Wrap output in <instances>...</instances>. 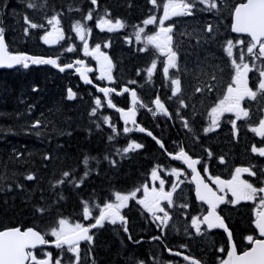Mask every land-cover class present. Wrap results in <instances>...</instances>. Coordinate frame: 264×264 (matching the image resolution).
<instances>
[{
	"label": "trees",
	"instance_id": "1",
	"mask_svg": "<svg viewBox=\"0 0 264 264\" xmlns=\"http://www.w3.org/2000/svg\"><path fill=\"white\" fill-rule=\"evenodd\" d=\"M245 1L221 0L219 10L211 11L202 10L204 6L197 5L192 16H185L178 21L180 27L175 33L178 63L181 69L187 70L182 73V84L184 99L189 103V107L182 110V115L188 120L191 127L189 131L175 117L176 99L168 100L171 90L169 81L162 75V62H158V68L149 82L145 69L158 56L155 54L153 58L150 48L145 52L139 51L142 46L139 47L135 40V32L142 26V21L149 15H157L160 7L154 8L149 0H98L94 19L85 21L83 15L94 7L90 0H31L37 5L34 9L26 7L29 0H0V26L5 29L11 52L57 57L62 65L78 58L86 59L83 44L72 27L76 21H81L92 29L93 43L103 47L108 45L107 51L116 73L113 86L118 90L123 86L136 89L140 100L153 109V101L158 95L169 112L173 113V118L169 119L139 107L140 123L164 143L165 148L161 149L147 135L137 132L124 134V125L117 113L107 107L105 100L94 89L82 85L71 72L61 74L47 66L28 70H0V231L19 227L47 233L51 227L57 226L60 218L73 224L79 222L88 225L90 220H84L82 216L84 202H88L93 214L98 215L97 204L103 205L114 199L117 191L127 194L145 183L149 184L151 170L158 165L160 175L170 186L172 179L166 173L176 168L177 163L169 159L168 153L175 154L181 147L193 157L204 158L205 155L209 156V152L215 161L220 156L224 157L230 164L228 167H232L235 162L249 163L253 159L249 146L251 139L241 136L240 140L235 141L231 122L228 121L222 130L204 132L210 124L208 112L223 99L227 85L234 76L224 47L226 40H238L231 33L232 10ZM163 2L166 0H158L159 5ZM106 12L110 15L106 16ZM56 13H62L60 27L65 39L61 48H49L41 37L52 31L47 18ZM24 15L37 24H43L44 28L31 29L30 34L25 35ZM101 17L111 18L113 22L118 18L125 28L109 32L105 26V30H99L96 23ZM209 24L213 26L212 33L206 30ZM128 37L132 38L131 44L128 43ZM69 46H74L75 51L67 52ZM236 52L237 49H234ZM217 67L222 68V72L216 71L217 81H212L208 73ZM138 70L141 75H137ZM129 81L136 83L130 84ZM205 83H214L215 90L193 94L194 86ZM34 88L37 91H33ZM69 89L75 94L73 99H68ZM97 97L101 99L102 106L97 109L96 115H92ZM112 101L122 108L129 105L126 94L120 98L112 96ZM104 117L119 132L113 140L108 139L114 133L109 124L104 122ZM36 120L41 121L39 135L36 134L37 129L31 127ZM132 141L144 147L123 153L122 149ZM17 153L21 155L17 157ZM46 156L49 158L45 159ZM113 160L115 164L111 163ZM66 171L72 173V180L83 178L80 187L65 183L53 188ZM86 171L89 174L85 178ZM29 173L34 174L36 179H25ZM178 195H185V202L192 206L196 204L189 180L181 183ZM60 196L64 199H60ZM181 199L178 202L180 205ZM39 207L46 211L38 213L36 209ZM125 216L132 241L138 240L140 243L130 241L128 234L119 228L114 230L106 227L95 237L92 245L83 246L82 264H90V256H93L95 264H139L140 261L144 264H169L177 259L170 257L168 250L178 252L183 249L179 242L187 237L186 234L192 237L188 249L192 248L196 253L203 250L202 246L196 249L199 239L186 229V222L180 219L171 220L165 235H162L159 222H154L134 201ZM231 222V228L239 238L250 229L249 211H240ZM172 228L179 233L172 234ZM185 251L181 250L182 253ZM186 254L200 260V256H193L194 253L190 251H186ZM203 257L210 263L208 256Z\"/></svg>",
	"mask_w": 264,
	"mask_h": 264
},
{
	"label": "snow or ice",
	"instance_id": "2",
	"mask_svg": "<svg viewBox=\"0 0 264 264\" xmlns=\"http://www.w3.org/2000/svg\"><path fill=\"white\" fill-rule=\"evenodd\" d=\"M149 3L153 5L154 8H159L161 5L158 4V0H149ZM90 4L94 7L91 8L86 14L83 15V20L92 21L94 19V12L96 7H98V0H90ZM197 5L204 6L202 10L211 11L213 9L219 10L221 7V0H166L162 4V16L158 19L156 15H149L142 21L141 27L135 32V40L142 43V47L139 49L141 52L148 51L149 48L155 50L159 56L165 57L162 61V75L165 80L169 81V87L171 94L168 100L176 99L177 108L175 110V117L182 122V126L185 129L191 131V127L188 120L182 115V110L189 107V103L184 99V86L182 84V73H186V69H181L178 63V46L174 43V29L175 23L168 24L165 26L166 21L172 20L173 17H184L192 16L194 14V9ZM28 9H34L37 5L31 0L26 3ZM43 7V5H41ZM69 10H72L71 8ZM80 11V9H75ZM110 15L106 12V16ZM62 13H56L50 18H47V24L52 26V31L46 32L42 37V41L46 45H51L58 43L65 39V33L60 27ZM233 23L231 25V32L237 34H246L250 39L245 42L243 39H238L235 42L232 39L226 40V46L224 51L226 52L227 58H229L230 66L234 70V76L231 82L227 85L226 94L223 99H221L215 106H212L208 115L210 117V124L204 129L205 133L212 132L219 127L220 117L224 113H233L235 115V120L231 121L234 134L238 135V129L236 121L240 119H245L250 117L249 110L241 106V101L248 98L252 101L260 99L264 101V0H246L245 3H240L235 6L232 10ZM24 24V34L29 35L31 29H43V24H37L33 22L28 15L23 16ZM158 25V30L153 34H145L147 26ZM106 30L109 32L117 31L118 29L125 28V24L120 19L104 18L101 17L96 23V27L100 28L102 31ZM77 37L83 42V51L85 55L93 56L100 65V76L98 79L112 82V68L113 64L108 55L101 51V46L99 44L95 45V48L91 51L89 50V44L86 36L90 35L92 29L87 27L85 23L81 21H76L72 26ZM136 27V26H134ZM207 32H213V26L211 24L207 25ZM142 34H145L142 40ZM128 43L131 44L132 38H127ZM106 47L108 45H105ZM234 48L237 52L234 53ZM67 52L75 51L74 46H69L66 49ZM257 61L260 63L257 64ZM76 64H83V61L77 60ZM30 65H53L59 68L61 72L65 68H72V64H67L61 67L57 63V59L44 58L30 56L24 53H13L10 52L8 46L5 43V29L0 26V67L13 68L14 66H21L24 69H28ZM158 68V59L154 58L150 66L145 69L148 81L155 74ZM175 69V72H170V70ZM81 77L84 78L85 83H91L86 76V73L91 71L90 68L84 67L83 69H76ZM216 71L222 72V68H216L213 72L208 73L212 81H217ZM255 71L257 73V86L254 90L248 85V74ZM137 75H141L140 70L137 71ZM130 84H135L136 81H129ZM104 96L109 97L110 93H117L123 95L124 93L131 92V103L132 107L128 110L117 108L113 104L110 98L107 99V107L116 108L120 112L124 119V127L122 129L124 134L130 133L133 130L139 132H146L147 130L143 127H129L131 124L136 125V115L137 106L141 108H146L151 111L153 115L162 114L169 119L173 118V113L169 112L165 103L157 95L153 103L155 109L149 107L139 100L137 92L135 89H130L125 86L121 92H117L115 88L101 87L98 89ZM215 90V84H203L201 86L193 87V94H204L205 92L211 93ZM33 91H37L36 88ZM68 99H73L75 94L69 89ZM191 99V97H189ZM95 105L92 109V115H96L97 109L102 106V101L99 97L95 98ZM195 110V106H192ZM104 122L109 124L112 128L114 135L108 137L109 140H113L115 135H119L116 127L109 123L108 118L104 117ZM99 127V125H97ZM33 129H37L36 134L39 135L38 129L41 127V121L36 120L31 124ZM250 130L256 133L258 136L264 140V116H262L257 123V126L251 127ZM147 135L152 137L153 140L160 146L161 149L165 148L164 143L155 137L151 131H147ZM144 146L135 141L130 142L125 148L122 149L123 153H128L129 151H135L141 149ZM120 151V150H118ZM251 152L264 157V146L256 147L253 145L251 147ZM17 153V157H19ZM173 160L181 161L188 169L191 170L192 179L196 185V196L199 201L208 205V210L202 219L199 217H193L191 219V225L195 228V231L199 235H203L204 231L211 229H223L228 236L229 241H232V232L229 230L225 219L218 213L217 209L221 204H239L243 201H257L260 210L256 212V219L253 221L255 229L258 230L259 237H264V186L257 187L253 183L246 180H241V173H247L251 177H257L260 179L261 184H264V169L260 170L259 176L255 169V166L250 167H237L235 169V175L232 176L231 180H223L220 177L208 178L213 181L218 186L220 192L228 190L231 192L234 199H226L223 195H218L217 191H214L208 183H205L204 178L201 176L197 169V165L201 164L200 159H193L183 147L175 154H168ZM209 156L212 155L211 152L208 153ZM49 157H45L48 159ZM223 163V158L220 160ZM87 164V159L84 161ZM115 164L116 161H111ZM158 169L160 166L154 167L151 170L150 178L152 181V186L145 183L141 187L130 191L127 194H122L120 192H115L114 199L106 201L103 205L97 204L95 207L98 209V215H94L93 211L90 209L89 203L84 202L82 205V216L84 220H94L93 223L89 225H84L82 223H70L69 220L65 218H60L58 220L57 226L51 227L47 233L42 234L40 231L33 228H28L27 230H21V228H11L7 230L0 231V264H63L64 257L59 256L56 258L52 257L51 253H45L44 258H39L34 254V249L38 245H46L49 241L45 238L46 235L55 237V247L61 249L62 252L71 253L72 255L68 259V264H82L81 259V242H86L88 244L94 243L95 233L92 232L93 229L103 228L105 223L111 224L113 226L120 224V227L125 233L128 234V239L132 241V235L129 232L127 226L128 221L125 215L122 214V209L129 207V202L134 201L136 204L142 206L145 212L151 214L153 221L159 222L158 226L163 228L168 227V223L171 220V215L168 208H172L175 205L173 199V194L179 188V184L183 183L180 181V177L184 175L183 170H178L177 168H172L170 175L177 178V182L171 184V191H165L166 181L159 174ZM162 170V169H161ZM207 172V168H204ZM88 172L84 173V177L88 176ZM62 179L55 182L53 188L59 187L65 183H72L73 187H80L83 183V178L79 181L72 180L71 172H64L62 174ZM25 179L31 181L35 180L36 176L29 173L25 176ZM159 182V186H156V182ZM22 187V185H18ZM142 192V197H138V193ZM60 199H64L60 196ZM166 204H162L165 202ZM181 209L188 208V204L179 205ZM36 211L43 214L46 209L39 207ZM157 213H163V215H158ZM201 225H206V229L202 231ZM153 239H161V237H153ZM247 242L252 245L249 250L244 251L242 254L237 253V247L235 243H231L229 250H227V259H222L220 264H264V239L255 238L253 235H248L246 237ZM133 243H140V241L135 240ZM66 246V248H65ZM89 252L92 251L91 248L88 249ZM171 252V249H169ZM220 252H225L224 248L218 249ZM176 255H181L177 252ZM185 260H191L192 264H199V261L193 260L191 257L184 256ZM93 264H95L93 260ZM139 264H144L140 261Z\"/></svg>",
	"mask_w": 264,
	"mask_h": 264
},
{
	"label": "flooded vegetation",
	"instance_id": "3",
	"mask_svg": "<svg viewBox=\"0 0 264 264\" xmlns=\"http://www.w3.org/2000/svg\"><path fill=\"white\" fill-rule=\"evenodd\" d=\"M90 66L95 67L93 79L100 84L107 83V79H105V80L98 79V77L100 76V65L96 61L92 60V62H90ZM248 85L250 88H253L255 90L256 86H257V78H255L253 75H250L248 77ZM241 106L244 108H247L249 110L250 117L236 121L237 129H238V135L234 134L233 137H234L235 141L240 140L241 136L244 139H249V138L251 139L249 146H250V153H251L253 159H250V162L246 163V164L240 163V162H235L236 164H234L232 167H228L230 164H228L226 159L224 157H221V156L218 158V161H215L214 157H210V156H206V155L204 158L194 157L196 159L201 160L202 163L199 164L198 168H199L201 174L205 177L206 181H208L214 187V189L217 191V193L219 195L225 196L226 199H234L232 197L231 192L228 190H225L224 192H220L218 190V186L215 183H213L212 180H210L208 178L209 176H211L213 178L218 176L221 179L227 181V180H231L232 176L235 175V169L237 167H250V166L254 165L255 166L254 170L257 171L258 176H259L260 170L264 169V157H260V156L251 152V147L253 145H255L256 147L264 146V140H262L260 136H258L256 133H254L250 130L251 127L257 126L258 120L262 116H264V101H261L260 99H257L256 101H252L248 98H245L243 101H241ZM232 120H235V115L233 113H224V115L220 119L219 127L216 128V131L222 130L221 128H223V127L226 128L227 122L228 121L231 122ZM221 158H223V161H224L223 163L220 162ZM172 161L175 164L177 163L176 168L178 170L184 171V175H182L179 178L180 181L184 182V181L189 180V182H190L192 175H191V172L189 171V169L179 161H175V160H172ZM237 163L243 164V165H239ZM205 167L207 168V172L204 171ZM170 178L173 180V183L177 182V178L175 176L170 175ZM240 179L246 180L250 183H253L257 187L264 186V184H261L260 179H258L257 177H251L247 173H241ZM180 186H181V183L179 184V188H180ZM192 188H193V194H194V186L193 185H192ZM178 189L173 194V199L175 201L176 206H174L172 208H168L167 210L169 211V213L172 217L171 220L173 222L177 221V220L179 221V219L183 222H186V224H187L186 229L188 228L193 233L194 237L199 239V243L197 245H195V247L197 250H199L200 247L202 246L203 250L202 251L200 250V252H198V253L194 252V250H192V248L188 249L189 247H191V244H192V242L191 243L189 242L192 239V237L189 234H186L187 237H185V239H183V241L179 242V244L181 246H183V249H181V250L190 251L191 253H194L193 256H200L199 261H201L203 264H220V261L222 259H227V250H229L231 243H235V245L237 247V253L238 254H242L244 251L249 250L250 247H252V245H250L247 242L246 237L248 235H253L255 238H259V239H264V237H259L258 230L255 229V225L253 223V221L256 219V212L260 210L258 200L257 201H243L242 200L239 204H236V205L226 203V204H221L218 207V209H217L218 213L225 219V223L227 224L229 230L232 232V241L230 242L228 239L227 233L223 229L207 230V231H204L203 235H199L196 233L195 228L192 227V225H191V219L193 217H199L202 219L203 215H205L207 213L208 205L204 204L202 202L199 203L197 201V199H195L196 204L194 206H192L189 202H185V200H184L185 195L184 196H180V195L177 196ZM165 191H171V186L168 188L166 187ZM180 197H182V199H181L182 204H185V203L188 204V206H189L188 208L181 209L179 207L180 204H178V202L180 200ZM162 204H166V201L162 202ZM129 208H130V206L122 209V214L126 215V211ZM247 210L249 211V215H250V229L243 232L242 236L237 238V236L234 234V231L231 228L232 227L231 221L233 220L234 216L236 219L237 214L240 211H247ZM157 214L161 215V216L163 215V213H157ZM149 215L151 216V214H149ZM152 220H153V218H152ZM106 227H107V229H114V230L119 228L123 233H125L123 231V229L120 227V224L113 226V225L107 223L103 228H98V231L96 233V238ZM201 228L203 231L204 229H206V225H201ZM94 230H96V229H94ZM94 230L92 232H94ZM173 233H179V232H177L176 230H174L172 228V234ZM183 234L185 235V233H183ZM50 244L51 245H48L45 247L46 253H51L53 258L63 256L64 257L63 264H68V259L72 254L62 252L61 249H58L53 245V242H51ZM65 248H66V246H65ZM80 248H81V245H80ZM220 248H224L225 252L222 253V252L218 251V249H220ZM181 250H178V252L182 253ZM186 251L183 254H186ZM35 253L36 252H34V254ZM175 253H177V251L170 253L171 254L170 256H181L182 255V254L176 255ZM66 254H69L70 256L69 255L65 256ZM203 256H208L207 259H210V263L206 262V260ZM38 257L44 258V256H38ZM90 264H93V263L90 262ZM171 264H177V261L171 262Z\"/></svg>",
	"mask_w": 264,
	"mask_h": 264
},
{
	"label": "water",
	"instance_id": "4",
	"mask_svg": "<svg viewBox=\"0 0 264 264\" xmlns=\"http://www.w3.org/2000/svg\"><path fill=\"white\" fill-rule=\"evenodd\" d=\"M233 33V32H232ZM234 35H239V36H247L246 34H237V33H233ZM5 43H6V40H5ZM57 43H55V44H51V46H55ZM6 45H7V43H6ZM57 63H58V60H57ZM78 65V64H77ZM79 65H81V64H79ZM33 66H39V65H30V67H33ZM46 66H51V67H54V69L55 70H57L58 72H61L60 70H59V68L58 67H56V66H53V65H46ZM82 67H81V69H83L84 67H86V63L85 62H83V64L81 65ZM21 66H14L13 68H6V67H0V70H14V69H17V68H20ZM29 67V68H30ZM28 68V69H29ZM74 68V65H73V67L72 68H65V70L63 71V72H61V73H64V72H66V71H70V70H72ZM91 69V71H89V72H87L86 73V76H87V78L89 79V80H91V83H85V81H84V78L83 77H81V75H80V73L77 71V76L80 78V81H81V83L82 84H84L85 86H91V87H96L97 88V90L99 89V87H97V86H95L94 85V83L92 82V79H91V77H90V73H92L93 72V69L92 68H90ZM99 91V90H98ZM100 92V91H99ZM129 93V95H130V100H132V98H131V92H128ZM103 94V93H102ZM108 98H110V96L109 97H107L106 99H108ZM131 107H132V103H131ZM130 107V108H131ZM125 110V109H124ZM126 110H128V109H126ZM119 114H120V118H121V120L124 122V119H123V116H122V114L119 112ZM137 119H138V112H137V115H136V121H137ZM130 126H133V125H131V124H129ZM138 127H141L140 125L138 126ZM139 132V131H138ZM142 133H145V134H147V131L146 132H142ZM186 166V165H185ZM198 166L199 165H197V169H198ZM187 167V166H186ZM190 170V169H189ZM191 171V170H190ZM198 171H199V169H198ZM200 172V171H199ZM201 174V173H200ZM201 176H202V174H201ZM203 177V176H202ZM204 178V177H203ZM191 181H192V183H193V185H194V187H195V196H196V185H195V182L193 181V179L191 178ZM204 181H205V179H204ZM205 183H207L206 181H205ZM210 186V185H209ZM211 187V186H210ZM214 190V189H213ZM215 191V190H214ZM197 197V196H196ZM197 200L199 201V199L197 198ZM199 202H201V201H199ZM40 246H42V245H38L37 246V248L38 247H40ZM187 261H189V262H191L192 263V261L191 260H187Z\"/></svg>",
	"mask_w": 264,
	"mask_h": 264
},
{
	"label": "rangeland",
	"instance_id": "5",
	"mask_svg": "<svg viewBox=\"0 0 264 264\" xmlns=\"http://www.w3.org/2000/svg\"><path fill=\"white\" fill-rule=\"evenodd\" d=\"M164 3V2H163ZM162 3V4H163ZM161 4V5H162ZM157 18L159 19L161 16H162V6L160 7V11H159V9H158V12H157ZM174 18H176V17H173L172 18V20L174 19ZM172 20H170V21H166L165 22V24L167 23V25L168 24H170L171 23V21ZM166 25V26H167ZM158 30V25H151V26H147V28H146V33L145 34H153L155 31H157ZM145 34H142V39H143V37H144V35ZM92 35H93V32H91L90 33V37H89V35L88 36H86V39H87V41H88V44H89V50L91 51L92 49H94L95 48V46H93V44H91V39H92ZM79 39V38H78ZM90 40V41H89ZM82 42V41H81ZM82 44H83V42H82ZM95 45H97V44H95ZM154 50V49H153ZM101 51L104 53L105 52V50L103 49V47H101ZM155 51V50H154ZM88 57H89V59L90 60H93V61H96L97 63H98V61L93 57V56H89V55H87ZM157 56H158V59L159 60H163V59H165V57H163V56H159L158 55V53H157ZM99 64V63H98ZM161 66V65H160ZM222 117V116H221ZM221 117H220V119H221Z\"/></svg>",
	"mask_w": 264,
	"mask_h": 264
}]
</instances>
